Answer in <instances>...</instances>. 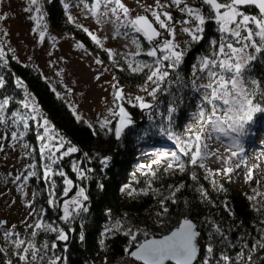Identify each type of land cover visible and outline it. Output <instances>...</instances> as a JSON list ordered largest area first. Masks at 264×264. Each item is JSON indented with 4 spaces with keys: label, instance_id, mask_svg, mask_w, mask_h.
<instances>
[{
    "label": "trees",
    "instance_id": "1",
    "mask_svg": "<svg viewBox=\"0 0 264 264\" xmlns=\"http://www.w3.org/2000/svg\"><path fill=\"white\" fill-rule=\"evenodd\" d=\"M44 2L48 26L58 36L72 38L82 43L84 47L95 53L102 62L112 69L116 81H119V86L126 93L132 92L136 96H145L153 103L154 108L151 110L140 109L123 101L125 109L134 115L136 122L118 139L114 132L107 131V128L114 129L117 126V117L112 116L111 123L104 129L100 127L102 122L89 123L83 118L77 119L79 116L75 114L69 101L62 93L65 92L63 87L60 86L59 91L53 87L52 83L62 85L58 78L52 80L44 78L38 68L19 62L15 59L14 54L7 51L8 49H4L5 55L0 57V77L4 81L3 88H0V98L9 99V105L6 109L9 117H11L12 112L25 114L27 111L21 103L23 90L16 83L19 79L35 97L42 113L55 129L66 141H70L72 145L80 149L70 156L63 157L56 164L57 170L65 171L68 178L73 179L77 184L69 196L64 197L62 195L63 178L55 176L57 200L62 202L64 199L74 196L78 187H84L89 197L88 201H84L88 209L87 212H81L71 223L65 224L60 221V209L51 208L47 203L52 188L49 182L43 179V162L40 161L38 149L32 150L31 161L35 164L36 170V175L31 181L35 205L38 211L41 207L47 210L44 216L45 221L63 227L69 236L67 241H60L57 239L56 233H45L37 230L38 234L34 238V243L38 248H41L39 255L44 256V259H38L32 264H48L49 260H54L56 257L61 258L58 264H140L131 260L125 252L130 241V237L124 235L125 230L129 227L134 230L141 229L149 233L147 238H159L178 227L185 217L194 220L201 231V254L196 264H203L206 256L205 245L210 242L208 236L210 231L213 232L212 239L216 241L213 261L219 259L221 253L228 254L235 260L240 248L243 247V240L240 237L247 240L248 246L251 247L253 238H260L258 229L264 227L259 223L261 219H264V216L253 211L250 207L253 202L247 199V195L253 194L252 189L258 187L257 181H259V191L264 192V176L248 181L244 187H237L234 180L235 171L230 177L218 175L215 179L218 184L223 185V190H217L209 180L204 179L205 172L198 167L195 169L190 167L184 173L177 171L175 174L165 175L163 170L167 164H164L162 160L159 165L153 164L155 160L149 163L143 162L144 158L155 155V152L160 148H171L176 151L179 147L177 140L162 135L158 131L162 124H167V108L173 97L176 98L175 106L178 108V111L173 114L171 122V131L174 135L181 141L185 140L188 126L195 125L192 114L197 110L202 90L197 92L192 87L191 81L201 76L199 72L196 73V77L193 76V65L197 64L200 56L210 55L213 52L210 41L212 39L219 40L223 35L218 31L219 26L210 20L204 26L203 39L199 43L193 42L187 45L184 42L188 40V37L178 30L181 46L186 48L187 53L177 70L185 86L178 89L175 83V75H173L164 82L153 100L145 92L140 91L139 86L144 83V75L131 73L127 69L122 56L123 53H117L115 56V61L123 67V70H120L117 63H114L104 50L107 49L104 43V48H100L87 33L78 27L81 24L75 18V23L68 21V15L72 16L74 9L80 5L91 6L92 0H45ZM65 3L69 5L67 9L64 7ZM242 11L246 14L258 15V11L254 7L245 8ZM171 12L174 19L183 18L182 14L175 8H172ZM142 44L145 48L147 47L146 42L142 41ZM150 59L143 55L137 57V60ZM246 76L261 82V86L264 87V54H257V59L249 65ZM206 82L207 77L196 80L197 85ZM257 99L264 101V96L258 95ZM29 124L26 129V138L30 144H35L34 136L37 127L34 126L32 119H30ZM258 125H264V113L257 114L255 122L251 125V130L254 131ZM249 138L250 135L245 138L244 143H247ZM34 147L37 148L38 146L35 145ZM67 147L68 145L65 144V148ZM149 147L153 150H147ZM84 153H88V158L84 157ZM105 156L111 158L107 166L101 164V160ZM74 162L83 170L91 169L87 172L88 179H77L78 174L72 170ZM146 165H152V169L157 170L156 177L145 174L149 172L148 168L143 167ZM193 170L198 177L197 181L190 179V173ZM149 180L152 181L153 189H159V194L149 192L148 195L129 196L127 189L121 190L125 185H130L131 188L137 190L147 188ZM181 183L184 184V188L176 193V203L168 202V214L164 217H158L156 213L160 211L161 195L169 196L171 194L169 186H177ZM101 184L103 188L100 187ZM200 185L208 190L210 199L202 198L200 193L196 191ZM225 202H227L228 208L234 213V216H230L229 212L225 210ZM161 219L163 220L162 224L158 222ZM116 221H120L123 227L102 236L104 228L106 226L112 227ZM212 222L223 228L229 239L237 244L236 248L221 245L218 242L219 237L211 227ZM32 231L33 229L28 228L27 225H21L15 232L19 233V238L28 240L32 239L30 235ZM81 234L84 236L83 240L80 239ZM15 238L17 237H12V239ZM102 238L104 239L103 247L99 243ZM137 239L142 241L145 237L139 235ZM45 243L48 245L46 250L43 249ZM53 243L56 245L55 248L52 247ZM0 249H3L0 251V264H7L8 260H11L12 264H24L14 254L16 249L12 246L11 239L5 238L4 233H0ZM247 254V249H245V255L247 256ZM252 256L253 259L250 264H264V250L258 248ZM239 264H248V262H239Z\"/></svg>",
    "mask_w": 264,
    "mask_h": 264
},
{
    "label": "snow or ice",
    "instance_id": "2",
    "mask_svg": "<svg viewBox=\"0 0 264 264\" xmlns=\"http://www.w3.org/2000/svg\"><path fill=\"white\" fill-rule=\"evenodd\" d=\"M2 2L3 0H0V3ZM29 3L30 5H38V0H29ZM137 3L140 4V0H137ZM243 6L256 7L258 15L246 14L242 11ZM64 7L67 9L69 5L65 3ZM141 7L144 9L145 14L133 16L131 9L125 5L123 0H93L89 11L95 17L98 25L112 24L115 36L125 37L134 46L135 51L123 53V59L131 73H142L144 75V83L139 86L140 91L145 92L153 100L157 92L161 90L164 82L173 75H175V83L178 89L185 86L177 71L187 54L186 48L182 47L181 42L177 40L178 30L188 37V40L184 42L185 45L193 42L199 43L203 39L204 26L210 20L219 26L218 31L223 34L219 40L212 39L210 41L213 52L210 55L200 56L197 64L193 65V76L196 77L197 72L201 74L200 77H196L191 81L195 91L201 92L202 90L197 104V112L192 114L197 123L188 126L185 140L181 141L174 135L171 131V122L173 114L178 111V108L175 106L176 98L173 97L167 108V124H162L158 131L162 135L177 140L179 147L176 151L164 152L160 159L153 161V164L159 165L161 160L167 158L168 164L163 170L165 175L175 174L177 171L184 173L190 167L203 169L205 172L204 179L209 180L217 190H223V185L218 184L215 179L216 176L230 177L235 169L246 168V180L252 181L254 179L253 171L259 168V162L251 167L248 166L249 149L245 147L244 140L249 135H254L251 125L255 122L257 114L264 113V101L257 99L258 95L264 96V87L261 86V82L246 76V72L251 62L257 59V54H264V0H199V5H196L193 0H167L166 3H162L161 0H154L153 5H141ZM172 7L182 14V19H174L172 12L167 10ZM25 10L35 11L36 15L31 18L36 22L33 31L37 32L41 28V21L43 20L41 8L36 6L34 9L29 7ZM6 16L7 14L0 15V19H5ZM68 21L75 23L70 14L68 15ZM78 27L87 33L96 45L102 49L104 48L100 37L83 25H78ZM46 30L47 26L44 25V30L38 31L40 42L45 40ZM52 39L54 40L55 37H52ZM103 39H107V37ZM142 41L147 43L146 48L143 46ZM76 47H84V45L78 43ZM104 50L113 59V62L117 63V67L123 70V67L115 61L117 53L112 49ZM4 55V49L0 46V57ZM142 55L151 59L137 60V57ZM4 63H7V61H4ZM96 63L99 64L102 61L97 60ZM202 77H207V82L197 85L196 80ZM113 79L115 80V77ZM16 83L24 87L23 82L19 79ZM149 85H151V88H149ZM3 86L4 81L0 77V88H3ZM112 86L114 88V103L118 111L115 108L109 109V111L114 117L118 118V123L114 129L107 128L111 121L105 119L100 127L102 129L107 128V131L114 132L115 136L120 138L124 130L133 124L131 115L121 103L122 101L147 110L153 109L154 105L145 96H127L123 88L119 86V81H116ZM8 105V98H0V124L9 123L5 115ZM23 106L26 109L30 108L31 112L28 114L12 112L11 123L13 125L22 124L26 130L29 126L28 121L30 119L34 120L40 113L34 103L24 101ZM77 119H80V117H77ZM41 126L44 127L45 135H41L39 139L45 142L41 144L40 153L48 160V163L43 166V179L48 181L52 188L47 203L51 208H59L61 211L59 220L68 224L81 212L88 211L84 201H88L89 197L84 187H78L74 196L64 199L62 202L58 201L55 193V176L63 178L62 195L64 197H68L73 188L77 187V184L73 179L68 178L65 171L54 169L53 166L58 163V160L70 156L80 151V149L72 145L70 141H66L62 136L59 137L57 143L56 136L48 135L52 129L46 118L43 119ZM206 129L207 131H205ZM23 135V132L19 133V137ZM19 137L17 131L11 132L13 140H17ZM4 138H7V134ZM213 139L222 144H227L224 149L225 154H221L219 149L210 148L208 142ZM65 144L68 145L67 148H65ZM61 149L64 150L61 152ZM259 151L261 155H264V143L259 145ZM58 152L60 156L56 155ZM84 157L88 158V153H84ZM211 157H216L218 161L224 164V167L220 169L208 167L206 161ZM234 158L238 161L235 168L230 166ZM110 159L108 156L103 157L101 164L107 166ZM34 167L35 165H28L29 169ZM143 167L149 170L148 173H145L146 175L150 174L152 177H156L157 170H153L152 165ZM72 170L78 174V180L88 179L87 172L91 171V169H81L75 162L72 164ZM35 175V171H28L24 179L27 180ZM20 178L18 175L14 179L19 180ZM190 179L193 181L198 180L194 170L190 173ZM257 185V188L252 189V195H246L247 199L253 202L250 205L253 211L264 216V192L259 191V181H257ZM100 187L103 188V185L101 184ZM169 188L171 189L169 196L161 195L160 211L156 213L158 217H164L168 214L167 203H176V193L184 188V184L170 185ZM125 189L128 190L129 196L148 195L149 192L159 194V189H153L151 180H149L147 188L137 190L131 188L130 185H125L121 190L124 191ZM196 191L200 193L202 198L210 199L208 190L203 185H200ZM32 203L29 202L28 206L32 207ZM224 207L230 216H234V213L228 208L227 202L224 203ZM46 212L47 210L41 207L39 211L33 209V212L30 213L33 216L34 223L27 224V227L33 229L30 234L32 239L19 238V233L11 230L4 233L5 238L11 239V244L16 249L14 254L24 264H32L38 259H44V256L39 255L41 248H38L34 243V238L38 234L37 230L45 233H56L57 239L60 241H67L69 238L68 232L63 227L45 221ZM158 222L162 224L163 220L161 219ZM3 223L5 222L0 221V225ZM259 223L264 225V219H261ZM121 227H123L121 222L116 221L112 227L106 226L104 228L102 236H106ZM211 227L219 237L218 242L221 245L237 247V244L229 239L219 224L212 222ZM258 232L260 238H253L251 247L248 246L247 240L240 237L243 240V247L240 248L235 260L228 254L221 253L219 259L213 261L216 241L212 239L213 232L210 231L208 233L210 242L205 245L206 256L203 264H239V262L244 261L250 264L253 259L252 254L258 248L264 250V227L259 228ZM124 235L130 237L129 247L125 249V252L136 261L142 262V264H165L169 260L175 261V264H193L199 251L197 238L200 236V232L197 230V225L187 217L182 219L179 226L170 234L160 239L147 238L149 236L148 232L141 229L134 230L131 227L125 230ZM139 235H143L145 239L138 240ZM12 237L17 238L12 239ZM80 239H84L83 234H81ZM99 243L103 247L104 239L102 238ZM52 247H56L55 243ZM47 248L48 245L45 243L43 249L46 250ZM245 249L248 252L247 256L245 255ZM0 251H3V249H0ZM60 260V257H56L54 260H49L48 264H58ZM7 264H12V261L8 260Z\"/></svg>",
    "mask_w": 264,
    "mask_h": 264
},
{
    "label": "rangeland",
    "instance_id": "3",
    "mask_svg": "<svg viewBox=\"0 0 264 264\" xmlns=\"http://www.w3.org/2000/svg\"><path fill=\"white\" fill-rule=\"evenodd\" d=\"M44 1L38 0V5H30L29 0H3L0 3V15L7 14L5 19H0L1 46L3 45V49H8L7 51L14 54L15 59L19 62L38 68L44 78L48 80L58 78L62 85L52 83L53 87L58 91L63 87V90H65V92H62L63 95L69 101L71 108L75 109V114L80 118L89 123L103 122L105 119L112 121L113 115L109 109L115 108L116 111L118 110L114 103V88L112 86L116 83V78L113 79L115 77L114 72L104 62L96 63L97 60H100V57L86 47H76L78 41L72 38L60 37L48 26ZM123 2L131 9L133 16L145 14L141 5L154 4V0H140V4L137 3V0H123ZM161 2L166 3L167 0H161ZM193 2L199 5V0H193ZM36 6L41 8L43 14L39 30H44V25L47 26L43 42L39 40V30L37 32L33 31L36 22L31 17L36 15L35 11L25 10L29 7L34 9ZM89 8L90 6H78L72 11L73 18L100 37L107 49H112L116 53L134 51V47L128 39L123 36H115L112 24L98 25L95 17L90 14ZM172 8L167 10L171 11ZM52 37H55V39L53 40ZM104 37H107V39H103ZM177 40H181L178 33ZM126 45L127 47H125ZM22 90V105L24 101L34 103L40 113L34 120L32 119L34 126L37 127L34 136L36 143L30 144L26 138L27 134L23 125H13L11 123L12 117H9L6 111L5 115L9 123L0 124V221H5L0 225V233H5L8 230L15 232L21 225L34 223L33 216L30 213L33 212V209L37 211L38 209L35 205L34 189L31 183L33 176L27 180L24 179L28 171L36 172L35 167L33 169L28 168V165H35L31 161L32 150L38 149L40 161L43 162L42 166L48 163L46 157L40 153L41 144L45 141L39 139L41 135H45L44 127L41 125L46 117L38 106L35 97L26 87H22ZM124 93L127 96H136L132 92L126 93L124 91ZM26 110L25 114L31 112L30 108ZM46 119L48 120V118ZM192 120L193 124L197 123L195 118ZM29 121L28 125H30ZM50 126L52 130L48 135L56 136V142L58 143L59 137L62 135L51 123ZM12 131H17L18 137L20 132H23L24 135L17 140H13L11 138ZM253 132L254 135H250L249 141L244 144L249 149L248 166L251 167L259 162V168L253 171L255 179L264 176V155H261L259 151V145L264 143V125H258ZM6 134L7 138H4ZM208 143L211 149H219L221 154H225L224 149L227 144H222L215 139L210 140ZM35 145L38 147L35 148ZM147 150L153 149L149 147ZM171 151H174V149L160 148L155 152V155L144 158L143 162L149 163L160 159L164 152ZM56 155L60 156V153L58 152ZM162 161L164 164H168L167 158ZM206 162L212 169L224 167V164L218 161L216 157H211ZM237 162L234 158L230 166L235 168ZM53 167L56 169V165ZM246 170V168L235 169L234 180L237 187L247 185ZM18 175L21 178L15 180L14 178ZM54 180L56 183L55 177ZM29 202H33L32 207L28 206ZM13 226L15 227L13 228Z\"/></svg>",
    "mask_w": 264,
    "mask_h": 264
},
{
    "label": "water",
    "instance_id": "4",
    "mask_svg": "<svg viewBox=\"0 0 264 264\" xmlns=\"http://www.w3.org/2000/svg\"><path fill=\"white\" fill-rule=\"evenodd\" d=\"M249 7H254V6H243L242 7V9H245V8H249ZM257 11H258V9L256 8V7H254ZM150 18V17H149ZM151 19V18H150ZM129 113H130V115H131V118H132V120H133V124L132 125H130V126H128L125 130H124V132L125 131H127L130 127H132L134 124H135V122H136V118L134 117V115L128 110V109H126ZM118 123V122H117ZM123 132V133H124ZM122 136V135H121ZM121 138V137H120ZM120 138H118V139H120ZM190 219V218H189ZM192 220V219H191ZM196 225H197V223L194 221V220H192ZM5 222V221H4ZM174 230V229H173ZM172 230V231H173ZM197 230L200 232V236L197 238V241H198V249H199V251H198V255H197V258L193 261V264H196V262L198 261V259H199V257H200V254H201V245H200V238H201V231L199 230V228H198V225H197ZM168 234H170V233H168ZM167 234V235H168ZM160 238H162V237H159V238H156V239H160ZM131 258V260H134V261H136L134 258H132V257H130ZM136 262H138V263H140V264H142V262H139V261H136ZM175 264V261H173V260H169V261H166L165 262V264Z\"/></svg>",
    "mask_w": 264,
    "mask_h": 264
},
{
    "label": "flooded vegetation",
    "instance_id": "5",
    "mask_svg": "<svg viewBox=\"0 0 264 264\" xmlns=\"http://www.w3.org/2000/svg\"><path fill=\"white\" fill-rule=\"evenodd\" d=\"M27 90H28V88H27ZM29 91V90H28Z\"/></svg>",
    "mask_w": 264,
    "mask_h": 264
}]
</instances>
